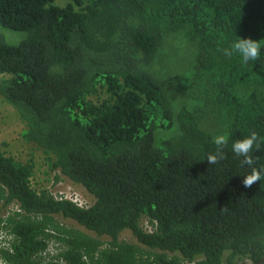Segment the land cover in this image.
<instances>
[{
  "label": "trees",
  "instance_id": "obj_1",
  "mask_svg": "<svg viewBox=\"0 0 264 264\" xmlns=\"http://www.w3.org/2000/svg\"><path fill=\"white\" fill-rule=\"evenodd\" d=\"M60 2L0 0V28L23 34L0 33V100L92 204L0 152V264H264V180L244 187L231 150L255 132L264 167V0ZM239 38L256 61L224 55Z\"/></svg>",
  "mask_w": 264,
  "mask_h": 264
},
{
  "label": "rangeland",
  "instance_id": "obj_2",
  "mask_svg": "<svg viewBox=\"0 0 264 264\" xmlns=\"http://www.w3.org/2000/svg\"><path fill=\"white\" fill-rule=\"evenodd\" d=\"M57 4L62 5L60 0H57ZM0 33L11 45L18 44L23 36L22 33L12 32L2 28H0ZM23 130L24 125L18 120L13 109L0 100V152L12 156L22 163L30 160L32 161L34 172L31 184L36 190L46 189L53 196H59V194H62L63 196L68 197L69 195L76 194L86 202L87 205H91V198L85 194L81 187L72 184L63 177H60L59 182L54 183V177L59 176V174L50 172L45 166L41 154L22 141L21 132ZM66 224L70 225L68 222H66ZM121 239L127 242H132L129 232H124L121 235ZM237 264L251 263L243 260Z\"/></svg>",
  "mask_w": 264,
  "mask_h": 264
},
{
  "label": "clouds",
  "instance_id": "obj_3",
  "mask_svg": "<svg viewBox=\"0 0 264 264\" xmlns=\"http://www.w3.org/2000/svg\"><path fill=\"white\" fill-rule=\"evenodd\" d=\"M262 52L261 44L257 43L252 39L239 38L233 41L231 49H225L224 55L231 57L233 54L237 55L242 62L248 63L249 61H256ZM260 138L253 132L251 135L237 140L232 143L231 150L236 157H242V164L250 167L251 173L244 176L242 181L244 187L248 188L253 185L254 182L264 180V167L256 168L253 167L255 161L251 155L253 146L259 147L258 140ZM229 137L226 134H218L213 137V143L216 146V151L214 154H209L207 156V161L209 164H216L218 160L224 159V147L228 144Z\"/></svg>",
  "mask_w": 264,
  "mask_h": 264
},
{
  "label": "built area",
  "instance_id": "obj_4",
  "mask_svg": "<svg viewBox=\"0 0 264 264\" xmlns=\"http://www.w3.org/2000/svg\"><path fill=\"white\" fill-rule=\"evenodd\" d=\"M51 194V193H50ZM52 195V194H51ZM53 196V195H52ZM54 198H57V199H59V200H67V201H70V202H72L73 204H75L76 206H78V207H80V208H86V207H88V205L86 204V202H84L81 198H79L76 194L75 195H69L68 197H66V196H63L62 194H59V196H53ZM10 210L12 209V210H14V211H16V212H19L18 210H17V207L15 206V207H10L9 208ZM5 238H7L6 236H4L3 234H0V246H8L7 244L5 245V243H2V242H4V240L6 241L7 239H5Z\"/></svg>",
  "mask_w": 264,
  "mask_h": 264
}]
</instances>
